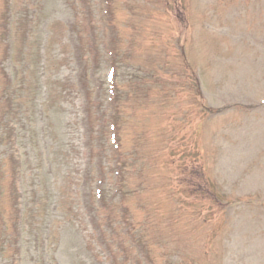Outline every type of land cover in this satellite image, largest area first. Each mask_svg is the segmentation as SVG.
Wrapping results in <instances>:
<instances>
[{"label":"rangeland","instance_id":"rangeland-1","mask_svg":"<svg viewBox=\"0 0 264 264\" xmlns=\"http://www.w3.org/2000/svg\"><path fill=\"white\" fill-rule=\"evenodd\" d=\"M12 7L42 16L49 38L19 53L66 97L8 156L6 188L22 163L30 201L40 167L46 203L1 227L0 264H264V0H0V16Z\"/></svg>","mask_w":264,"mask_h":264},{"label":"trees","instance_id":"trees-1","mask_svg":"<svg viewBox=\"0 0 264 264\" xmlns=\"http://www.w3.org/2000/svg\"><path fill=\"white\" fill-rule=\"evenodd\" d=\"M26 6L27 4L21 10ZM21 13V11L19 14L15 12L12 7L11 14L7 13L0 16L8 25V31L6 30L2 37V43H5L7 48L0 56V181L2 182H0V234L1 227L5 228L9 224L20 225L18 232L21 233L25 223L30 220L35 222V219L45 215L46 198L44 195H40V188L37 185L42 169L38 167L37 171L32 174L34 178L32 183L34 185V193L31 192V200L25 202L24 193L21 191L24 184L22 181L24 177L21 172L22 163L14 172L17 175V181L13 179V182H15L17 188H6L5 178L9 173L7 160L8 156H13L17 159V163L19 161L22 162L23 153L18 151L17 146L23 147L24 141L29 135H32V137L37 135L38 118L35 120L34 115L39 112L41 117L46 116L49 118V108L46 105L49 98L52 100L50 102L52 105L62 107L63 98L66 97L65 92L52 93L54 92L52 87L56 83L52 82L51 79L47 84L43 81L49 71L46 65L38 63L33 66L32 62H25L22 58L23 55L19 53V48L29 47L32 39L37 38V42L42 44L44 38H49L50 36V32L47 31H44V36L37 34V32L41 33L42 31L38 29L42 22L41 15H39L40 20L34 24L35 20L31 18L29 13L23 15ZM38 14L34 12L32 16L36 17ZM45 87H51V90L47 93L46 100L42 98ZM7 119L11 129L9 133L3 128V122ZM54 137L58 141L62 136L55 133ZM9 146L12 148L11 152L8 151ZM66 146L67 144H62L61 148L64 149ZM7 195H10L12 208L5 210L1 202ZM96 202L99 207H102L99 194L96 195ZM69 215L73 216V218L78 217V214ZM35 229V227L32 228L33 231ZM7 251L9 250L2 246L0 257L3 254L6 255Z\"/></svg>","mask_w":264,"mask_h":264}]
</instances>
